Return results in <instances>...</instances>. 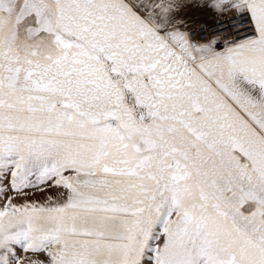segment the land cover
<instances>
[{"label":"snow or ice","instance_id":"obj_1","mask_svg":"<svg viewBox=\"0 0 264 264\" xmlns=\"http://www.w3.org/2000/svg\"><path fill=\"white\" fill-rule=\"evenodd\" d=\"M0 264H264V0H0Z\"/></svg>","mask_w":264,"mask_h":264}]
</instances>
